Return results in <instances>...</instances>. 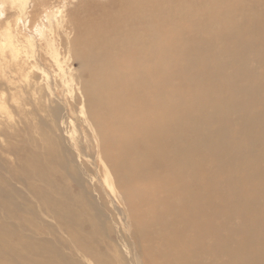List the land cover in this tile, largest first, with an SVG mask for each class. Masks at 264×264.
<instances>
[{
  "label": "bare ground",
  "instance_id": "6f19581e",
  "mask_svg": "<svg viewBox=\"0 0 264 264\" xmlns=\"http://www.w3.org/2000/svg\"><path fill=\"white\" fill-rule=\"evenodd\" d=\"M173 1L114 0L75 24L89 114L131 199L148 264H264V0H249L245 11L236 0ZM13 4L3 2L9 11ZM56 10L39 16L45 27ZM2 16L0 48L26 56L22 17ZM30 152L22 175L55 187L48 173L64 161ZM30 187L77 248L94 253L101 227L81 230L86 211L66 191L57 198ZM12 197L0 190V264H23L32 252L13 242L21 231L10 219L24 217Z\"/></svg>",
  "mask_w": 264,
  "mask_h": 264
},
{
  "label": "rangeland",
  "instance_id": "374dc122",
  "mask_svg": "<svg viewBox=\"0 0 264 264\" xmlns=\"http://www.w3.org/2000/svg\"><path fill=\"white\" fill-rule=\"evenodd\" d=\"M182 1L173 2L183 6ZM248 1L236 0L239 10L245 11ZM3 2L0 0L1 13L11 14L12 21L18 15L22 17L17 33L24 47L27 45L26 56L22 53L18 59L12 51L0 48V190L13 196L17 201L13 210L24 217L23 224L10 219L21 231L13 242L24 241L18 243L32 250L31 254L24 251L23 264H38L35 260L39 264H148L144 244L137 237L131 199L120 187L104 154L101 134L89 114L84 93L88 76L81 70L82 63L76 59L71 45L76 35L75 24L93 13L94 6L110 7L114 0H14L10 11ZM51 4L57 10L51 18L54 25L48 28L44 26H49L47 20H40L39 16L50 11ZM6 21L2 16L0 33ZM13 28L16 29L15 24ZM5 42L0 35V44ZM252 69L254 73L257 70L256 74L262 73L256 62ZM55 108L58 114H53ZM28 151L40 153L42 159L47 153L57 154L59 158L52 159L64 161L63 166L56 165L48 173L55 187L47 189L38 178L22 175L21 167L29 166L24 158ZM31 185L57 198L66 191L74 205L86 211V220H90L82 222L81 230L88 232L91 222L101 227L94 235L96 238L93 236L96 247L89 246L94 253L77 248L58 221L60 215L50 214L52 209L40 205L36 193L30 191ZM57 188L63 192L56 191ZM141 203L140 208L144 209L146 201ZM149 215V223L155 224L153 214ZM152 232L150 237L157 242V234ZM25 242H29V247Z\"/></svg>",
  "mask_w": 264,
  "mask_h": 264
}]
</instances>
